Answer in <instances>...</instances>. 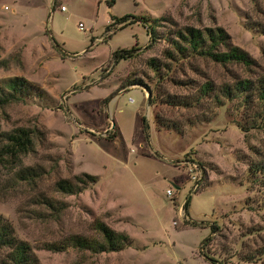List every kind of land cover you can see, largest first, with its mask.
<instances>
[{"label": "rangeland", "instance_id": "374dc122", "mask_svg": "<svg viewBox=\"0 0 264 264\" xmlns=\"http://www.w3.org/2000/svg\"><path fill=\"white\" fill-rule=\"evenodd\" d=\"M108 2L0 0V89L22 78L45 92L0 109V133L41 135L23 159L40 177L5 176L0 216L40 264H264V108L255 91H235L264 76V0ZM124 16L160 20L155 40L139 24L107 31ZM186 28L223 29L253 65L180 56L172 42ZM132 48L114 65L113 52ZM84 174L97 182L77 195L56 191ZM96 223L128 245L43 249L74 235L102 241Z\"/></svg>", "mask_w": 264, "mask_h": 264}, {"label": "trees", "instance_id": "16d2710c", "mask_svg": "<svg viewBox=\"0 0 264 264\" xmlns=\"http://www.w3.org/2000/svg\"><path fill=\"white\" fill-rule=\"evenodd\" d=\"M108 5L112 7L114 5V0H109ZM110 19L111 25L107 27L108 32L116 25L125 27L127 25L139 24L148 33L147 35L150 37L151 42L155 40V29L160 23L158 19L134 16H124L121 18L111 17ZM177 35L180 42L173 41L172 46L182 57L196 55L210 59L212 62L221 65L233 63L248 68L254 63L246 52L231 44L229 35L221 28L205 29L204 31L186 28L184 31L178 32ZM222 48L224 50H221ZM136 52V48L113 52L112 60L114 65L118 64L120 61L131 59ZM166 58L174 59V56L171 52H166ZM148 64L155 72L160 70V64L156 59L149 60ZM6 87L7 92L0 89V109L13 100L18 99L19 95L29 96L33 89L34 91L38 90L37 96L42 97L43 93L45 94L42 89H38V87L33 86L30 82L22 78L9 80L6 83ZM235 91L240 93L255 91L258 101L264 108V76L258 80L256 84L250 81L239 82L235 86ZM225 93L230 96L231 90L226 89ZM142 123H144V120H142ZM144 129L145 126L143 127V130ZM37 135L41 137L36 130L26 128H17L10 132L0 133V184L2 179L8 175H13L15 182H25L28 185H33L36 179L40 177V173L37 169L23 166V159L35 151V138H37ZM96 182L97 177L84 174L75 177L74 182H57L55 184V189L58 193L63 195H77L81 193L87 185L95 184ZM189 203L190 199L188 198L183 205V209L186 212L188 211ZM40 204L50 210H54L56 203L54 200L43 198ZM94 230L102 236V241L74 235L60 244H46L43 246V249L59 253L71 247L78 251H90L96 254L119 251L128 245L129 240L127 236L115 233L103 223H96L94 225ZM0 254V264H40L31 246L27 242L18 239L12 225L1 216ZM205 259L209 262H214L207 257H205Z\"/></svg>", "mask_w": 264, "mask_h": 264}, {"label": "built area", "instance_id": "2783aa9c", "mask_svg": "<svg viewBox=\"0 0 264 264\" xmlns=\"http://www.w3.org/2000/svg\"><path fill=\"white\" fill-rule=\"evenodd\" d=\"M61 11H64V8H63V7L61 8ZM79 29H80V31H82V30H83V26H82V25H79ZM198 180H199V179H198ZM198 180H197V181L195 182V184H194V187H193V190H194V191H196V190L198 189V187H199V181H198ZM167 195H171V192L168 191V192H167Z\"/></svg>", "mask_w": 264, "mask_h": 264}, {"label": "crops", "instance_id": "0c3cea01", "mask_svg": "<svg viewBox=\"0 0 264 264\" xmlns=\"http://www.w3.org/2000/svg\"><path fill=\"white\" fill-rule=\"evenodd\" d=\"M115 99H116V97L113 100H115Z\"/></svg>", "mask_w": 264, "mask_h": 264}]
</instances>
